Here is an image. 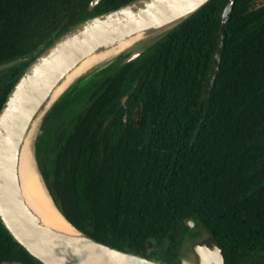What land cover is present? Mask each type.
<instances>
[{"label":"trees","instance_id":"1","mask_svg":"<svg viewBox=\"0 0 264 264\" xmlns=\"http://www.w3.org/2000/svg\"><path fill=\"white\" fill-rule=\"evenodd\" d=\"M128 1L99 0L88 12L90 0H0V64L29 55L90 13ZM226 1L209 0L135 61L151 54V74L138 86L151 137H122L118 147L102 139V118L123 128V108L112 100L128 63L105 73L69 131L55 133L53 156L37 153L54 203L91 237L147 257L162 252L180 264L177 242L183 218L192 216L222 247L226 264H240V253L264 251V73H244L237 2L206 97ZM26 65L0 74V108ZM100 148L119 152L102 162ZM12 258L39 264L0 222V261Z\"/></svg>","mask_w":264,"mask_h":264},{"label":"water","instance_id":"2","mask_svg":"<svg viewBox=\"0 0 264 264\" xmlns=\"http://www.w3.org/2000/svg\"><path fill=\"white\" fill-rule=\"evenodd\" d=\"M98 1L90 0L87 11L92 12ZM208 1L130 0L111 10L86 15L64 30L55 32L50 41L31 52L33 58L22 70L0 108V222L39 264H176L164 260L162 252L147 257L91 237L71 223L55 203L70 229L64 230L47 223L23 194L19 160L32 129L60 97V90L75 71L116 48L122 41L131 38L140 44L148 39L158 41ZM232 5L233 0H228L220 15L218 44L213 55L212 74L206 86L207 98L219 69ZM152 45L130 50L107 71L137 58ZM198 128L199 124L191 141H194ZM196 221L188 216L183 219V224L190 228ZM202 228L209 238L198 239L200 241L192 244L195 257L192 264H226L222 247L203 225ZM257 253L264 255V251ZM0 264H23V261L2 259Z\"/></svg>","mask_w":264,"mask_h":264},{"label":"flooded vegetation","instance_id":"3","mask_svg":"<svg viewBox=\"0 0 264 264\" xmlns=\"http://www.w3.org/2000/svg\"><path fill=\"white\" fill-rule=\"evenodd\" d=\"M235 2L238 3V9L241 11V20L243 25L242 41L244 61L246 63V70L244 73L251 75L262 74L264 73V0H233V5ZM150 57L151 54L140 59L139 63H136L135 61L137 60V57L124 64L126 65L130 63V68L127 71L125 78L122 80L117 94L112 100V102L116 101L118 103V108H123L121 118L123 128H120L118 125L109 124L108 121L111 122L113 120L109 117L102 118L101 120L103 121L101 126V130H103L102 139L105 137H111L116 144V147H118L122 137L130 138L132 136H136L139 140H146L151 137L146 129L148 118L145 117L144 109L142 107L143 103L141 100V97H143L141 95H144L145 92H140L138 87L139 84L141 82H145L146 78L151 74L153 67L150 66L152 63L150 62ZM253 61L257 62L253 63ZM110 73L111 72L108 74ZM105 77L106 76H104L100 82H102ZM105 90L106 85L101 86L98 91L99 95L103 94ZM136 104L139 106L138 111L135 110ZM131 119L133 122V130H129L128 128L131 123ZM137 124L139 125L137 126ZM122 129H126L127 131L121 133ZM117 152L119 151H112L110 148H100L97 151V153L104 157L100 159L102 162L109 161L108 158H105V154L112 156L113 153ZM247 252L250 253L252 251Z\"/></svg>","mask_w":264,"mask_h":264},{"label":"bare ground","instance_id":"4","mask_svg":"<svg viewBox=\"0 0 264 264\" xmlns=\"http://www.w3.org/2000/svg\"><path fill=\"white\" fill-rule=\"evenodd\" d=\"M136 43L137 42L133 38L122 41L118 44L116 48L109 50L103 53L102 55H99L90 62L86 63L84 66L80 67L66 81V83L60 90V97L57 100L66 96L78 85L87 82L97 74H101L102 72H105V70L109 68L113 63H115L121 56H123L130 50L134 49V45ZM72 96L73 98L74 97L76 98V96L74 95ZM56 110L59 111L58 109ZM52 117L54 116H51L50 119H53ZM42 120L43 119L41 118L36 123L30 135L28 136L25 145L21 150L20 160H19V177H20L21 187L27 201L33 206V208L38 213L42 215L43 219L47 223H51L52 225L58 228L67 230L70 229V226L65 222V220H63L60 213L56 209L55 204L52 201V198L48 193V190L44 184V181L42 179L36 161V151L38 146L37 144L38 141H40L38 137V133L40 127L42 128V122H43ZM193 235L200 240H208L209 238L207 231L202 228H198L196 231H194ZM184 247L185 248L187 247V240L184 242ZM181 262L182 264H192L184 258L181 260Z\"/></svg>","mask_w":264,"mask_h":264},{"label":"rangeland","instance_id":"5","mask_svg":"<svg viewBox=\"0 0 264 264\" xmlns=\"http://www.w3.org/2000/svg\"><path fill=\"white\" fill-rule=\"evenodd\" d=\"M50 40H51V37L49 38V41ZM153 41L154 39L152 40L148 39V40L142 41L141 44L137 42L134 45V49H137L143 46H148L150 44L152 45L154 42L155 43L157 42V41H154V42ZM32 58H33V55L30 53L29 55L20 56L11 61L0 64V74H4L5 72H9L10 70L20 67L23 64L28 63ZM107 70L108 69H106L105 72H102L101 74H97L96 76L88 80L87 82L82 83L78 85L77 87H75L66 96L57 100L52 105V107L46 112L45 116H43L44 118H42L43 119L42 128L40 127L39 133H38V137L40 141H38V144H37L38 146H37L36 155L39 152V150L42 149L43 151L46 152L45 154L46 156L47 154H49L50 156L51 155L53 156V151L55 150L54 149L55 148L54 139L56 136L55 133L69 131L70 121L73 118H75L79 113L84 111V109L88 106L89 104L88 99H89L90 92L98 86L99 82L104 77L105 73L108 72ZM72 95L76 96V98L74 97L75 98L74 99ZM56 109H58L59 111H57ZM51 116H54L52 117L53 119H50ZM198 228H202V225L199 221L198 222L196 221L193 227L181 228V235H180L181 237L179 236L177 247H176V251H177L176 259L178 261L181 262L183 258L186 259L190 263H193L195 261L194 253L192 251V244L200 240H198V238L196 237H193L194 236L193 231H196ZM186 240H187V247L185 248L184 242ZM239 255H240V258H239L240 264H253V263L264 264V255H260L257 252H250V253L245 252V253H240Z\"/></svg>","mask_w":264,"mask_h":264}]
</instances>
